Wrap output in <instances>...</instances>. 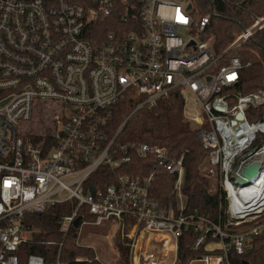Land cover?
I'll return each instance as SVG.
<instances>
[{
	"label": "built area",
	"instance_id": "obj_1",
	"mask_svg": "<svg viewBox=\"0 0 264 264\" xmlns=\"http://www.w3.org/2000/svg\"><path fill=\"white\" fill-rule=\"evenodd\" d=\"M119 2L130 28L111 24ZM210 22L209 13L196 16L190 0H0V264H20V245L33 234L28 213L71 199L78 206L61 221L64 236L78 217L77 244L83 225L107 222L131 240L130 264H176L190 228L199 232L195 248L211 236L208 249L220 250L193 261L232 264V250L245 253L264 231V116L249 117L264 92L234 89L250 62L227 52L263 28L264 17L223 53L203 38ZM103 23L112 29L96 34ZM173 93L183 97L184 116L208 151L203 171L220 178L226 218L218 222L185 212L182 156L166 164L176 175L175 208L151 195L152 174L84 187L99 167L115 169L132 153L167 158L165 147L115 143L122 127L110 138L107 126L127 97L137 101L134 111L153 110ZM82 205L93 220L78 215ZM27 264L49 263L30 254ZM51 264L63 263L58 256Z\"/></svg>",
	"mask_w": 264,
	"mask_h": 264
},
{
	"label": "trees",
	"instance_id": "obj_2",
	"mask_svg": "<svg viewBox=\"0 0 264 264\" xmlns=\"http://www.w3.org/2000/svg\"><path fill=\"white\" fill-rule=\"evenodd\" d=\"M190 1L196 11V16L206 13L211 15V22L203 38L212 37L213 49L216 53L225 52L239 35L255 23L256 17H264V0ZM123 13L124 9L120 3V7L110 18L111 24H120L123 28H130V22L122 19ZM105 23L100 25L99 32L96 34L103 35L112 29V25ZM227 53L228 55L237 54L243 62H250L249 66L241 70L240 80L234 89L241 93L264 92V27L257 29L238 48ZM225 62L226 60L221 64ZM136 103L134 98L127 97L113 107L112 118L107 126L110 138H114L122 127L115 143L144 142L165 147L167 158L158 160L151 154L139 156L132 153L130 161L122 163L115 169L103 165L95 170L85 181V189L103 188L115 183L121 175L146 177L152 174L151 195L163 206L175 208L173 192L176 175L169 172L166 164L182 156L185 165L183 192L187 196L185 212H197L216 222L221 218L225 219L223 192L221 190L211 192L209 179L200 171V165L203 164L208 151L202 146L191 122L184 116L183 97L173 93L167 101L161 102L153 110L144 107L134 111ZM262 116H264V104L255 109H249L251 119ZM77 206L78 201L71 199L52 204L42 212H32L26 215L24 223L28 229L33 230V234L31 240L20 245L18 251L20 264H27L30 254L43 256L45 262L49 264L55 263L58 256L63 264L74 262L77 257H87L79 264H103L102 261L96 259L93 247L77 244L78 226L72 225L66 236L61 232L63 217L71 214ZM78 215L82 220H93V216L89 214L85 205L80 206ZM198 237L199 232L193 228L183 232L179 239L176 264H188L199 256L210 252H220L218 249L212 251L208 249V245L214 241L211 236L195 248ZM129 241L131 240L127 237L121 238L120 235L114 239L115 247L121 255L120 264H130ZM60 242L63 243L62 246ZM230 259L232 264H264V231L253 238L245 253L237 254L232 250Z\"/></svg>",
	"mask_w": 264,
	"mask_h": 264
},
{
	"label": "rangeland",
	"instance_id": "obj_3",
	"mask_svg": "<svg viewBox=\"0 0 264 264\" xmlns=\"http://www.w3.org/2000/svg\"><path fill=\"white\" fill-rule=\"evenodd\" d=\"M46 118H44L47 121H50L51 119V112L47 110ZM38 120L37 118L35 119ZM49 123V122H48ZM33 123L31 125V128L35 129H41L45 127L44 125L41 126V124ZM38 126V127H37ZM194 126V124H193ZM42 130V129H41ZM204 162V161H203ZM200 171L209 179L211 184V192H216L217 190H220V178L219 176H207L205 172L203 171V164L200 167ZM240 227H233V229H239ZM127 232V230H126ZM81 240L80 243L88 246H93V249L95 250V253L98 255L99 259L102 262L108 263V264H120L121 255L118 249L115 247L114 239L116 236L120 235L121 238H125L123 236L122 229H117L115 227H109L107 222L103 223L102 225H83L82 231H81ZM212 244H209V247H211ZM213 246L219 247L220 244H214ZM87 258V257H85ZM172 259H169V264L171 263ZM178 261V260H177ZM188 264H204L202 261H190Z\"/></svg>",
	"mask_w": 264,
	"mask_h": 264
},
{
	"label": "water",
	"instance_id": "obj_4",
	"mask_svg": "<svg viewBox=\"0 0 264 264\" xmlns=\"http://www.w3.org/2000/svg\"><path fill=\"white\" fill-rule=\"evenodd\" d=\"M189 7H191V4H189ZM240 117H243V115L242 114H240L239 115ZM79 221H80V218L78 217V218H76V220H75V222H74V225L75 226H78V224H79ZM199 257H201V256H199Z\"/></svg>",
	"mask_w": 264,
	"mask_h": 264
},
{
	"label": "bare ground",
	"instance_id": "obj_5",
	"mask_svg": "<svg viewBox=\"0 0 264 264\" xmlns=\"http://www.w3.org/2000/svg\"><path fill=\"white\" fill-rule=\"evenodd\" d=\"M138 248H139V246H138Z\"/></svg>",
	"mask_w": 264,
	"mask_h": 264
},
{
	"label": "crops",
	"instance_id": "obj_6",
	"mask_svg": "<svg viewBox=\"0 0 264 264\" xmlns=\"http://www.w3.org/2000/svg\"><path fill=\"white\" fill-rule=\"evenodd\" d=\"M212 244V243H211Z\"/></svg>",
	"mask_w": 264,
	"mask_h": 264
}]
</instances>
